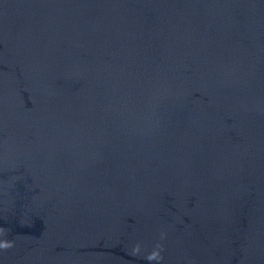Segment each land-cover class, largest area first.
<instances>
[{"label":"water","instance_id":"water-1","mask_svg":"<svg viewBox=\"0 0 264 264\" xmlns=\"http://www.w3.org/2000/svg\"><path fill=\"white\" fill-rule=\"evenodd\" d=\"M4 243L264 264V0H0Z\"/></svg>","mask_w":264,"mask_h":264},{"label":"clouds","instance_id":"clouds-1","mask_svg":"<svg viewBox=\"0 0 264 264\" xmlns=\"http://www.w3.org/2000/svg\"><path fill=\"white\" fill-rule=\"evenodd\" d=\"M11 245L9 243H4L2 245H0V247H4V248H7V247H10ZM154 257H149V259H152Z\"/></svg>","mask_w":264,"mask_h":264}]
</instances>
